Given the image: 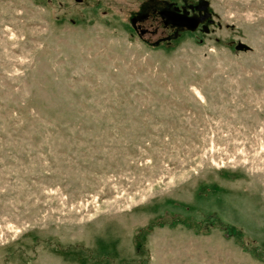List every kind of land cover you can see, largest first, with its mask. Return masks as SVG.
<instances>
[{"label": "rangeland", "instance_id": "374dc122", "mask_svg": "<svg viewBox=\"0 0 264 264\" xmlns=\"http://www.w3.org/2000/svg\"><path fill=\"white\" fill-rule=\"evenodd\" d=\"M100 253L264 264V0H0V264Z\"/></svg>", "mask_w": 264, "mask_h": 264}, {"label": "water", "instance_id": "95a60500", "mask_svg": "<svg viewBox=\"0 0 264 264\" xmlns=\"http://www.w3.org/2000/svg\"><path fill=\"white\" fill-rule=\"evenodd\" d=\"M197 9L199 11H205V14L200 18H193L187 14H181L179 12L169 10L162 11L161 16L167 20V24H170L175 28L195 31L200 26V24L205 22L210 17L206 5H200L197 7Z\"/></svg>", "mask_w": 264, "mask_h": 264}, {"label": "flooded vegetation", "instance_id": "af4514ba", "mask_svg": "<svg viewBox=\"0 0 264 264\" xmlns=\"http://www.w3.org/2000/svg\"><path fill=\"white\" fill-rule=\"evenodd\" d=\"M166 10H169V11H176V12H179V13H181V14H187V15H189L190 17H193V18H200L202 15H204L205 14V11H199L198 9H197V11H184V10H178V9H176V8H167V9H161V10H158L156 13H155V19H154V21H153V27L154 28H156V27H158L157 26V24L158 25H160L162 28H163V30H166V31H172V32H174V31H176L177 30V28H175V27H173L172 25H170V24H167V20L166 19H164V18H162V16H161V12L162 11H166ZM208 20V19H207ZM206 20V21H207ZM157 23V24H156ZM159 26V27H160ZM158 27V28H159ZM156 30H154V33H156L155 32Z\"/></svg>", "mask_w": 264, "mask_h": 264}, {"label": "trees", "instance_id": "16d2710c", "mask_svg": "<svg viewBox=\"0 0 264 264\" xmlns=\"http://www.w3.org/2000/svg\"><path fill=\"white\" fill-rule=\"evenodd\" d=\"M106 257L107 256H105V254H103V253H100V256L99 257H97V258H95V257H90L88 260L90 261V262H97V263H101V261H103L104 259H106Z\"/></svg>", "mask_w": 264, "mask_h": 264}]
</instances>
